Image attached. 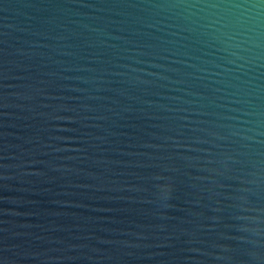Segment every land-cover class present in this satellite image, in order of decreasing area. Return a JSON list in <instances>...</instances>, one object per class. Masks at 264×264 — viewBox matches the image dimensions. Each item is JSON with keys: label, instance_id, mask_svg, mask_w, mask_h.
Returning a JSON list of instances; mask_svg holds the SVG:
<instances>
[{"label": "water", "instance_id": "1", "mask_svg": "<svg viewBox=\"0 0 264 264\" xmlns=\"http://www.w3.org/2000/svg\"><path fill=\"white\" fill-rule=\"evenodd\" d=\"M0 264H264V0H0Z\"/></svg>", "mask_w": 264, "mask_h": 264}]
</instances>
